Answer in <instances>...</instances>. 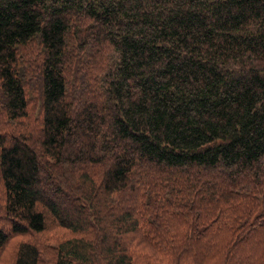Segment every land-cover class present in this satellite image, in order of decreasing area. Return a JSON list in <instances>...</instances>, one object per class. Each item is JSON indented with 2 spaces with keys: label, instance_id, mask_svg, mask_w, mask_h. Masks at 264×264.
I'll return each mask as SVG.
<instances>
[{
  "label": "trees",
  "instance_id": "1",
  "mask_svg": "<svg viewBox=\"0 0 264 264\" xmlns=\"http://www.w3.org/2000/svg\"><path fill=\"white\" fill-rule=\"evenodd\" d=\"M0 264H264V0H0Z\"/></svg>",
  "mask_w": 264,
  "mask_h": 264
},
{
  "label": "rangeland",
  "instance_id": "2",
  "mask_svg": "<svg viewBox=\"0 0 264 264\" xmlns=\"http://www.w3.org/2000/svg\"><path fill=\"white\" fill-rule=\"evenodd\" d=\"M49 230L51 231L50 236H49L51 239L45 240L48 242H54L58 236L64 237L66 235V233L63 229L58 228L55 225H51V228ZM39 240H42V239H39ZM42 241H44V240H42Z\"/></svg>",
  "mask_w": 264,
  "mask_h": 264
}]
</instances>
